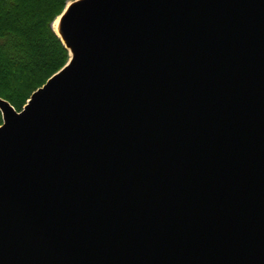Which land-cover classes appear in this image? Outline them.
Returning <instances> with one entry per match:
<instances>
[{"label":"water","instance_id":"95a60500","mask_svg":"<svg viewBox=\"0 0 264 264\" xmlns=\"http://www.w3.org/2000/svg\"><path fill=\"white\" fill-rule=\"evenodd\" d=\"M59 38L0 99V264H264V0H76Z\"/></svg>","mask_w":264,"mask_h":264},{"label":"trees","instance_id":"16d2710c","mask_svg":"<svg viewBox=\"0 0 264 264\" xmlns=\"http://www.w3.org/2000/svg\"><path fill=\"white\" fill-rule=\"evenodd\" d=\"M73 1L0 0V99L16 112L68 63L51 25Z\"/></svg>","mask_w":264,"mask_h":264},{"label":"bare ground","instance_id":"6f19581e","mask_svg":"<svg viewBox=\"0 0 264 264\" xmlns=\"http://www.w3.org/2000/svg\"><path fill=\"white\" fill-rule=\"evenodd\" d=\"M72 2H69L68 4H67V6H66V9H65V11H64V13H63V15L60 17H58L55 21H54V23H53V26H52V28H53V30H54V32L58 35V37H60V21H61V18L64 16V14L67 12V10H68V8L70 7V4H71ZM69 53H70V58L72 57V52H71V50L69 49ZM56 75V74H55ZM51 79V78H50ZM1 127V126H0Z\"/></svg>","mask_w":264,"mask_h":264},{"label":"rangeland","instance_id":"374dc122","mask_svg":"<svg viewBox=\"0 0 264 264\" xmlns=\"http://www.w3.org/2000/svg\"><path fill=\"white\" fill-rule=\"evenodd\" d=\"M56 19H57V18H56ZM56 19H55V20H56ZM55 20H54V21H55ZM53 23H54V22H53ZM53 23H52V25H51V28H52V26H53ZM52 30H53V28H52ZM53 32H54V30H53ZM54 33H55V32H54ZM55 34H56V33H55ZM56 36H57V34H56ZM41 88H42V87H41ZM39 89H40V88H39ZM23 108H24V107H23ZM23 108H22V109H23ZM17 113H19V112H17Z\"/></svg>","mask_w":264,"mask_h":264}]
</instances>
